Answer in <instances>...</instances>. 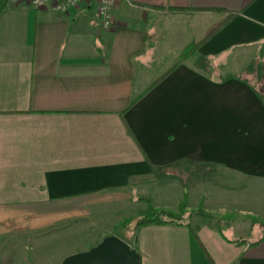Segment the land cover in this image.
<instances>
[{"label": "crops", "instance_id": "crops-1", "mask_svg": "<svg viewBox=\"0 0 264 264\" xmlns=\"http://www.w3.org/2000/svg\"><path fill=\"white\" fill-rule=\"evenodd\" d=\"M113 17L0 13V264H36L38 238L97 209H197L217 170L264 186V0H117ZM119 238L140 264H264V239L207 225Z\"/></svg>", "mask_w": 264, "mask_h": 264}, {"label": "rangeland", "instance_id": "rangeland-1", "mask_svg": "<svg viewBox=\"0 0 264 264\" xmlns=\"http://www.w3.org/2000/svg\"><path fill=\"white\" fill-rule=\"evenodd\" d=\"M154 62L155 60L149 61L151 70L159 67ZM212 173L210 186L205 193H202L206 197V200L202 201V209L205 208L210 212L206 213L220 221V229L226 237L243 240L247 243L256 241L263 235V231L259 227L264 225V216H258L257 214L262 213L264 215V186L253 185L245 178L235 176L226 178L221 176L220 170ZM224 179H228L229 184H232L234 188L239 185L240 188L248 190L260 188V191L224 194L221 191ZM222 196L223 199H221ZM145 205L146 209V202L134 203L124 212H117L116 214H111L112 210L109 208L97 209L94 212L99 211L101 213L96 219L86 220L82 225L60 230L48 235L46 239L38 238L36 241V253L38 255L36 264H59L67 257L66 255L70 256L85 252L97 245L106 236L130 237L134 231V222L124 226L122 224L126 220H134L136 214L141 212ZM196 205L197 201L194 198L190 201V207L193 210H187V202L184 209L187 213L184 221L190 223L193 229L199 224L203 225L206 221L205 218L197 215L188 217L189 212L196 210ZM210 224L213 225V222Z\"/></svg>", "mask_w": 264, "mask_h": 264}, {"label": "trees", "instance_id": "trees-1", "mask_svg": "<svg viewBox=\"0 0 264 264\" xmlns=\"http://www.w3.org/2000/svg\"><path fill=\"white\" fill-rule=\"evenodd\" d=\"M6 5H7V0H0V13ZM232 17H233V15H230L228 17L227 21L231 20ZM225 23L226 22L222 23L221 26L217 27L215 30L217 31L218 29H220V27L224 26ZM195 53H196V49L190 48L189 50H187L182 55V58H187V57L193 56V55H195ZM139 200L145 201L147 204V208L145 210L139 212L134 220H126L122 224L124 226L130 222H134V233L137 232V230L140 227H144L147 225H172V224L182 225L185 223L186 226H188V227L191 226L190 223L184 221L185 215H187V213H185V210H184L186 207L187 195H184V198L180 202L176 212H172L170 210L154 209L151 206L150 199H148V198L139 199ZM192 215H197V216H201V217L205 218L206 221L204 222L203 225H207V226L215 229L218 232V234L220 235V237L222 239L226 240L224 233L222 232V229H220V221L217 219H214L210 214L203 211L202 202H200V204L198 205V208L196 210L188 213L189 218L192 217ZM211 222H213V225L210 224ZM260 228L263 231V235L261 236L259 241L255 242L252 245L257 244L264 239V225L260 226Z\"/></svg>", "mask_w": 264, "mask_h": 264}, {"label": "water", "instance_id": "water-1", "mask_svg": "<svg viewBox=\"0 0 264 264\" xmlns=\"http://www.w3.org/2000/svg\"><path fill=\"white\" fill-rule=\"evenodd\" d=\"M60 264H140V256L128 243L111 235L85 252L67 256Z\"/></svg>", "mask_w": 264, "mask_h": 264}, {"label": "built area", "instance_id": "built-area-1", "mask_svg": "<svg viewBox=\"0 0 264 264\" xmlns=\"http://www.w3.org/2000/svg\"><path fill=\"white\" fill-rule=\"evenodd\" d=\"M91 2L96 3L100 29L110 30L114 23L113 9L117 0H7V4H24L36 10L49 9L60 14L81 8Z\"/></svg>", "mask_w": 264, "mask_h": 264}]
</instances>
